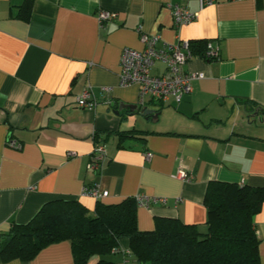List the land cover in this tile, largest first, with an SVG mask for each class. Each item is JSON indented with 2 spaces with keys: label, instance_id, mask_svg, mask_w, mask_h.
<instances>
[{
  "label": "crops",
  "instance_id": "0c3cea01",
  "mask_svg": "<svg viewBox=\"0 0 264 264\" xmlns=\"http://www.w3.org/2000/svg\"><path fill=\"white\" fill-rule=\"evenodd\" d=\"M174 5L198 12L197 0H0V234L54 200H76L93 215L97 200L83 195L91 187L107 193L103 204L165 199L137 208L140 231H152L157 219H178L203 232L209 182L264 188V0H214L180 29ZM99 11L115 18L100 26ZM140 32L159 36L158 48L207 41L219 52L185 64L203 78L191 82L180 104L146 102L158 112L154 122L118 111L138 103V88L121 87L118 75L123 50H142ZM163 71L157 63L151 73ZM86 91L96 101L90 110L77 103ZM250 104L262 123L247 113ZM130 132L137 133L119 135ZM10 136L20 150L6 146ZM96 144L106 152L93 170ZM179 170L191 180H179ZM253 225L264 264V204ZM0 264H72V253L61 242L30 262Z\"/></svg>",
  "mask_w": 264,
  "mask_h": 264
},
{
  "label": "trees",
  "instance_id": "16d2710c",
  "mask_svg": "<svg viewBox=\"0 0 264 264\" xmlns=\"http://www.w3.org/2000/svg\"><path fill=\"white\" fill-rule=\"evenodd\" d=\"M23 8H29V2ZM206 45L207 41L190 42L191 52L203 56ZM248 107L247 113L255 108ZM203 204L204 233L178 219H157L152 231H140L134 198L116 204L97 201L93 215L76 200H54L28 223L12 224L0 234V258L3 263L30 262L45 248L68 242L72 264H88L92 257L98 258L94 264H114L105 258L125 242L136 264H260L253 217L264 204V188L212 181Z\"/></svg>",
  "mask_w": 264,
  "mask_h": 264
},
{
  "label": "built area",
  "instance_id": "2783aa9c",
  "mask_svg": "<svg viewBox=\"0 0 264 264\" xmlns=\"http://www.w3.org/2000/svg\"><path fill=\"white\" fill-rule=\"evenodd\" d=\"M198 12H189L184 6L174 5L171 7L172 21L175 29L186 26L199 17V12L213 4L214 0H197ZM115 18V14L99 11L97 21L100 26ZM160 40L159 36H150L144 32L139 33V43L142 46L141 51L124 49L120 57V72L118 75L119 85L121 87L135 86L138 88V108H143L146 102L157 106H163L169 102L178 105L183 97L191 92V82L203 78L202 74H190L184 71L185 64L196 57L190 49V42L179 41L177 44L157 47ZM218 48L211 44L206 45L203 56H197L206 60L216 59L218 57ZM157 63L164 65V71L160 75L151 73ZM104 92L110 91L109 88H103ZM78 105L81 108L93 109L96 101L91 98L89 92L78 98ZM6 146L11 149L20 150L21 145L14 139H8ZM106 147L103 144H96L91 154L89 168L97 170L105 159ZM151 154H146V158ZM179 180L189 182L191 176L185 171L179 170L176 176ZM83 195L89 196L95 200H101L107 197L106 192H100L96 187L86 188ZM137 208L148 209L152 205L166 204L163 198L138 195L134 197ZM122 253L124 257L129 255L125 249L113 250L112 254ZM123 257V258H124ZM124 261V260H123ZM126 260L121 263L125 264Z\"/></svg>",
  "mask_w": 264,
  "mask_h": 264
},
{
  "label": "water",
  "instance_id": "95a60500",
  "mask_svg": "<svg viewBox=\"0 0 264 264\" xmlns=\"http://www.w3.org/2000/svg\"><path fill=\"white\" fill-rule=\"evenodd\" d=\"M125 109L130 110L131 112H137L145 118H150L153 122L157 119V116H158V112H156L155 110L149 109L147 107L138 108V106L136 105H123V104H121V106L118 107V111L125 110ZM259 112H260L259 109H253L249 113L250 117L254 119L259 118ZM118 114L119 113L117 112L116 115ZM258 120L260 123L263 122V120H260V118Z\"/></svg>",
  "mask_w": 264,
  "mask_h": 264
},
{
  "label": "rangeland",
  "instance_id": "374dc122",
  "mask_svg": "<svg viewBox=\"0 0 264 264\" xmlns=\"http://www.w3.org/2000/svg\"><path fill=\"white\" fill-rule=\"evenodd\" d=\"M257 126H259V124H256ZM205 232V230L203 231V233ZM123 255L122 253H118V254H110L109 256H107L105 258V260L109 261V262H112L114 264H119V263H123L125 260H126V263L125 264H136L135 260H134V257L133 256H126L124 257L123 259ZM97 257H92L88 264H94L96 261H97ZM124 260V261H123Z\"/></svg>",
  "mask_w": 264,
  "mask_h": 264
}]
</instances>
